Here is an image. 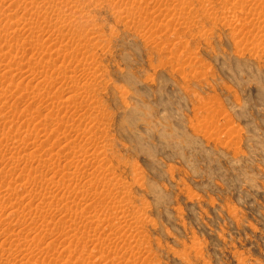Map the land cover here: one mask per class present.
Returning a JSON list of instances; mask_svg holds the SVG:
<instances>
[{"label": "rangeland", "instance_id": "374dc122", "mask_svg": "<svg viewBox=\"0 0 264 264\" xmlns=\"http://www.w3.org/2000/svg\"><path fill=\"white\" fill-rule=\"evenodd\" d=\"M0 264H264V0H0Z\"/></svg>", "mask_w": 264, "mask_h": 264}]
</instances>
